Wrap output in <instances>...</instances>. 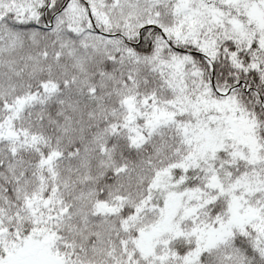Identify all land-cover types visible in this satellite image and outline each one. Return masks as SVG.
<instances>
[{"label":"snow or ice","instance_id":"1","mask_svg":"<svg viewBox=\"0 0 264 264\" xmlns=\"http://www.w3.org/2000/svg\"><path fill=\"white\" fill-rule=\"evenodd\" d=\"M0 264H264V0H0Z\"/></svg>","mask_w":264,"mask_h":264}]
</instances>
